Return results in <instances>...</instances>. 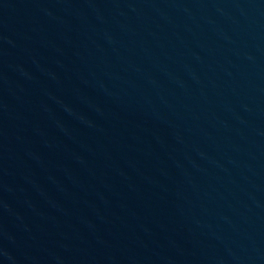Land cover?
<instances>
[{
	"label": "water",
	"instance_id": "obj_1",
	"mask_svg": "<svg viewBox=\"0 0 264 264\" xmlns=\"http://www.w3.org/2000/svg\"><path fill=\"white\" fill-rule=\"evenodd\" d=\"M0 264H264V0H0Z\"/></svg>",
	"mask_w": 264,
	"mask_h": 264
}]
</instances>
